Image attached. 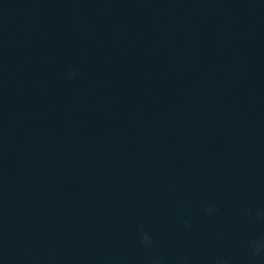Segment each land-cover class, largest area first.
Returning a JSON list of instances; mask_svg holds the SVG:
<instances>
[{
	"label": "water",
	"instance_id": "obj_1",
	"mask_svg": "<svg viewBox=\"0 0 264 264\" xmlns=\"http://www.w3.org/2000/svg\"><path fill=\"white\" fill-rule=\"evenodd\" d=\"M0 264H264V0H0Z\"/></svg>",
	"mask_w": 264,
	"mask_h": 264
}]
</instances>
